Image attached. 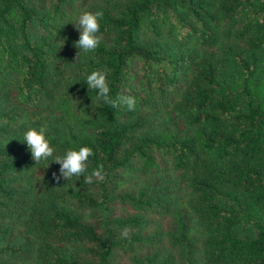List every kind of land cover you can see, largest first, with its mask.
Returning a JSON list of instances; mask_svg holds the SVG:
<instances>
[{"label": "trees", "instance_id": "1", "mask_svg": "<svg viewBox=\"0 0 264 264\" xmlns=\"http://www.w3.org/2000/svg\"><path fill=\"white\" fill-rule=\"evenodd\" d=\"M84 145L104 179L57 181ZM0 264H264V0H0Z\"/></svg>", "mask_w": 264, "mask_h": 264}, {"label": "clouds", "instance_id": "2", "mask_svg": "<svg viewBox=\"0 0 264 264\" xmlns=\"http://www.w3.org/2000/svg\"><path fill=\"white\" fill-rule=\"evenodd\" d=\"M103 15L102 11L93 12L83 10L76 17L75 22H72L80 33L79 39L75 41V47L79 50L76 58L81 54L87 55L93 53L100 45L103 39L100 34V21L103 18ZM108 74L107 69L93 70L86 77L88 88L96 90L98 94L97 98L113 108L120 105H126L128 110H134L136 100L133 96L121 94L116 98H113L110 95L111 89L109 87ZM22 140L26 142L28 149H30L35 165L53 157L55 148L51 143L46 127L42 125L28 126L23 132ZM92 155L93 149L88 145H84L79 148L73 147L68 149L63 156H55L52 161L58 163L60 168L59 176L54 172L53 177L57 181H59L61 177L66 181L71 180L73 177L79 178L86 172L89 157ZM83 176L85 184H92L93 178H98L102 181L104 179L103 165H99L96 169L92 170L90 175ZM122 235L127 237L128 232L125 231Z\"/></svg>", "mask_w": 264, "mask_h": 264}]
</instances>
